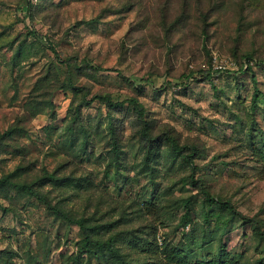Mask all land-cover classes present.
<instances>
[{"label": "rangeland", "instance_id": "374dc122", "mask_svg": "<svg viewBox=\"0 0 264 264\" xmlns=\"http://www.w3.org/2000/svg\"><path fill=\"white\" fill-rule=\"evenodd\" d=\"M4 180L126 264H264V0H0V262L77 264L81 229Z\"/></svg>", "mask_w": 264, "mask_h": 264}, {"label": "trees", "instance_id": "16d2710c", "mask_svg": "<svg viewBox=\"0 0 264 264\" xmlns=\"http://www.w3.org/2000/svg\"><path fill=\"white\" fill-rule=\"evenodd\" d=\"M94 70L102 71V69H100V68H95ZM204 74H205V76L207 78H210V73L204 72ZM193 76H194V73H190L189 74V77L192 78ZM67 87H69V89H71V91L74 92V93H77V92H79L82 89V88L74 86V85H72L70 83L68 84ZM95 99H99V100H101V101H103L105 103H108L109 105L120 106V107H122L124 104H130V105L133 106V109L136 112L138 118L140 120L143 119V116H144L143 107L139 103V101L137 99H135V98H126L123 101L117 102L115 104L111 103L110 97L108 95H105V96H102V95L101 96H94L91 100L94 101ZM78 113L79 112H77V114ZM15 132H16V130L11 127L6 132V136H12ZM165 138H166L167 142L169 143L171 149L174 150L175 152H182L183 150L186 149L185 147H181V148L177 147L176 144H175L174 139H172V138H170L168 136H166ZM191 151H192V149H191ZM191 157H192L191 153L185 154V155H183V160L185 162H190V160H191L190 158ZM45 179H46L45 181H47L48 183H51L53 181L54 182L57 181L56 173L54 172V173H51V174H46ZM3 183H5V185H8L10 188L17 189V190H19L21 192H25V193L29 194L31 197H33L34 200H36L37 202L42 203L49 212L53 213L55 216H58V218H61L64 221L74 223L76 226H78L81 229L83 235H82L80 243L78 245L79 248L77 250V254H76V256H74V258L76 257L75 261H77V264H83V263L84 264H91L89 259H84V258L87 257L89 253H91V248L94 245H95L94 247H96V249L99 248L100 251L106 249L108 251V253L110 254V256L113 259L117 260V264H119V263L120 264H126L124 255H122L118 251L117 248H113V243H114V241L116 242V238L112 239V238L109 237V239L106 240V242H102L100 240L94 241V240L91 239V236H90L91 234L89 232L92 229L88 228V227H89V225L92 226V227H96V220L93 217L94 213H92L91 214L92 216H89V218H87L85 215H83V217H81L80 219H74V218H71L70 214L65 213L63 210H60L56 206V205L61 204L62 203L61 201L56 202L55 206L52 205L51 200L45 194L41 193L38 190H35L31 185L20 183V182L19 183H14V182H10L8 180H4ZM90 222H92V223L88 224ZM93 223H95V226H94ZM4 253L10 254L12 252L11 251H9V252L0 251V260L3 258ZM163 254L165 255V252H163ZM95 255H97L96 252H95ZM169 255L171 256L170 258L174 257L171 254H169ZM222 260H223L224 264H228L225 259H222ZM180 261L183 262L184 259L183 260L181 259ZM0 264H2V263L0 262ZM216 264H220V261L217 260Z\"/></svg>", "mask_w": 264, "mask_h": 264}, {"label": "built area", "instance_id": "2783aa9c", "mask_svg": "<svg viewBox=\"0 0 264 264\" xmlns=\"http://www.w3.org/2000/svg\"><path fill=\"white\" fill-rule=\"evenodd\" d=\"M216 68H218V69H222V67H221V66H218V67H216Z\"/></svg>", "mask_w": 264, "mask_h": 264}]
</instances>
